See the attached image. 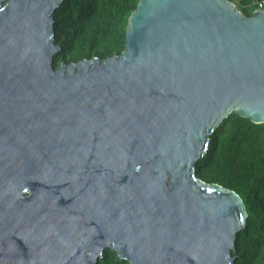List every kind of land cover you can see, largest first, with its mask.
I'll return each mask as SVG.
<instances>
[{
  "label": "water",
  "instance_id": "95a60500",
  "mask_svg": "<svg viewBox=\"0 0 264 264\" xmlns=\"http://www.w3.org/2000/svg\"><path fill=\"white\" fill-rule=\"evenodd\" d=\"M62 0H0V264H235L246 206L196 175L264 122V8L138 0L124 49L53 66Z\"/></svg>",
  "mask_w": 264,
  "mask_h": 264
},
{
  "label": "trees",
  "instance_id": "16d2710c",
  "mask_svg": "<svg viewBox=\"0 0 264 264\" xmlns=\"http://www.w3.org/2000/svg\"><path fill=\"white\" fill-rule=\"evenodd\" d=\"M251 16L260 0H235ZM138 0H62L53 12V57L57 68L94 56L103 59L124 49L128 16ZM71 46L75 47L67 54ZM196 175L209 184L236 192L248 218L236 238L235 264H264V122L254 123L232 112L210 135L205 157L196 164ZM97 264H129L106 248Z\"/></svg>",
  "mask_w": 264,
  "mask_h": 264
},
{
  "label": "built area",
  "instance_id": "2783aa9c",
  "mask_svg": "<svg viewBox=\"0 0 264 264\" xmlns=\"http://www.w3.org/2000/svg\"><path fill=\"white\" fill-rule=\"evenodd\" d=\"M258 8H264V0H260Z\"/></svg>",
  "mask_w": 264,
  "mask_h": 264
},
{
  "label": "rangeland",
  "instance_id": "374dc122",
  "mask_svg": "<svg viewBox=\"0 0 264 264\" xmlns=\"http://www.w3.org/2000/svg\"><path fill=\"white\" fill-rule=\"evenodd\" d=\"M72 49H75V47L71 46L70 50H66V53H67V54H71L70 51H71Z\"/></svg>",
  "mask_w": 264,
  "mask_h": 264
}]
</instances>
